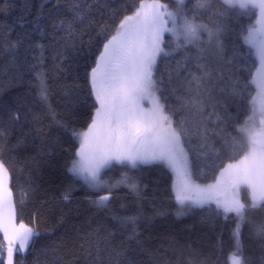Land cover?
Wrapping results in <instances>:
<instances>
[{
	"label": "snow or ice",
	"instance_id": "1",
	"mask_svg": "<svg viewBox=\"0 0 264 264\" xmlns=\"http://www.w3.org/2000/svg\"><path fill=\"white\" fill-rule=\"evenodd\" d=\"M13 32L0 24V264H218L225 248L226 264H264V0H54L44 27ZM54 158L60 202L82 188L106 222L59 240L25 223ZM168 201L210 231L231 223L227 239L161 240Z\"/></svg>",
	"mask_w": 264,
	"mask_h": 264
},
{
	"label": "trees",
	"instance_id": "2",
	"mask_svg": "<svg viewBox=\"0 0 264 264\" xmlns=\"http://www.w3.org/2000/svg\"><path fill=\"white\" fill-rule=\"evenodd\" d=\"M52 2H54V0H11V8L8 13L6 15H0V24L6 22L11 25L14 28L13 37H15L17 33L31 31L36 27L37 18H39L40 27H44L47 23V12ZM26 3L30 5L27 11H25L24 8ZM41 5L45 6L43 10L41 9ZM32 36L35 41L44 43V41L40 39L38 31L32 32ZM2 62L3 60L0 59V63ZM17 91L18 89L9 87L6 95L14 96ZM64 147L67 148L68 145L65 144ZM28 155H35V153L31 152L28 153ZM151 178L153 180H158L161 189L165 192L170 190L173 179L170 172L161 173L154 170L151 173ZM211 179L212 177L209 173L207 179L202 182H211ZM34 180L35 185L39 186L40 191L35 195L29 194V197L26 198L23 219L25 223H28L38 215L40 230L42 232L55 227V235L50 237V240H59L60 238L74 235V226L78 228L83 225L87 229V221L89 219L93 221L92 227H96L99 223L106 222L102 214H96L95 209L83 202L84 190L82 188H78L73 204L66 205L60 202L62 184L67 182V176L63 168V160L54 158L51 162V167H43L39 172L34 174ZM13 185L16 199L19 200V186H24L25 190L27 187L24 176L20 175L19 179H17V174H14ZM121 195H126V193H121ZM161 199H165V197ZM164 207L169 214L165 217L158 218L152 226L154 235L158 236L161 240L175 237L181 242L190 239L192 241H199L204 245H212L221 232L224 233L225 239H227L228 230L232 227L231 223L220 221L213 232L207 227L200 225L197 217H177L174 215L176 208L174 202L168 201ZM61 216L65 218V223L58 225L57 222ZM193 225L195 226L194 228L190 227ZM227 255V248L218 253V264H226ZM249 255L256 258L259 253L251 252ZM67 259L72 260L73 258L67 257ZM27 260L28 264H31L32 256H28ZM73 264H83V261L77 260L74 261Z\"/></svg>",
	"mask_w": 264,
	"mask_h": 264
}]
</instances>
